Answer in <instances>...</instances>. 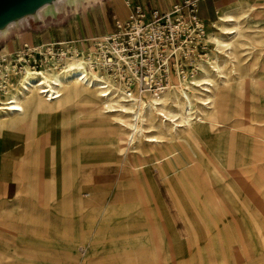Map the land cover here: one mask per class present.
<instances>
[{"label": "crops", "instance_id": "1", "mask_svg": "<svg viewBox=\"0 0 264 264\" xmlns=\"http://www.w3.org/2000/svg\"><path fill=\"white\" fill-rule=\"evenodd\" d=\"M99 1V2H98ZM118 0H97L91 4L81 3L79 12L73 18L67 17L71 24L64 25V6L55 12L62 15L59 18L60 24L54 27L50 37H43L42 30L35 31L33 41L48 40L52 38H78L90 34H98L109 31L113 28L114 18L121 19L115 8ZM179 0H125V5L130 11L131 6L139 3L145 8H158L162 10L171 3ZM253 2V7L258 11L256 23L264 26V0H196L197 14L205 24L207 31L216 21L217 15L235 8L238 4ZM219 9L221 10L218 13ZM92 36V35H91ZM58 111L48 110L39 114L34 122V130L31 137L30 151L35 154V168L40 175L55 165L56 154L63 151L64 154H77L94 156L106 154L114 160L109 163L89 164L92 158L82 161L77 160L78 168L81 167L85 174L79 173L77 178L83 177L82 183L71 186L70 195L64 197V224L66 231L69 225L71 232H66V239L77 238L76 246L66 244V259L68 264H98L99 244L101 240V226L108 225L112 216L121 215L119 222L129 225L132 221L136 225L144 226L149 224V210L151 209L161 224L162 237L171 235L172 250H177V257H172L174 264L182 260H189L191 251L195 250L199 243L192 240L191 235L185 228V218H191L196 223L197 205L205 214L213 207V199L206 196L225 195V189L220 185L217 189L215 183L227 180L242 199L258 197L256 189L260 184L261 175L257 171L264 163V117L245 115L232 116L228 119H214L212 121L198 122L201 129L205 127L218 128L217 133L208 139L209 152H199L196 157L190 153L192 148L189 144L176 145L172 151L160 154L165 146V141L174 143L175 138L184 135V128L177 131L172 137L159 138L158 141H147L143 139L137 142L136 147L126 154L121 163L119 156L112 153L113 150L99 149L82 145L79 141L84 137L83 133H72L65 137L64 145H61L58 128L56 126ZM235 118V119H234ZM206 124V125H203ZM112 140L120 137L116 130H111ZM202 137L206 138V135ZM211 137V136H209ZM126 137H124L125 140ZM171 138V139H170ZM26 143V135L23 132L4 130L0 138V163L4 170V178L0 180V203L3 206V218L6 226L0 225V264H25L26 259L21 258L22 245H27L28 250L25 256L28 262H35L39 254L36 246L42 240L44 234L42 228H20L15 222L19 212V199L16 194L20 183L11 177L15 162L20 156V149ZM164 143V144H163ZM115 143H112L114 145ZM115 147L121 146L119 143ZM121 150V149H120ZM222 162V164H218ZM73 162L66 163V166L73 165ZM195 164L191 171V177L183 175V184H178V199L182 196V203L188 214L182 217L178 204H175L167 188L165 172L174 169L187 168ZM236 166L237 170H232ZM254 167V168H253ZM256 169V170H255ZM221 171V172H220ZM88 173V174H86ZM89 175V176H86ZM87 177V178H86ZM206 181V185H203ZM208 183V184H207ZM204 188L200 192L199 188ZM222 184V183H221ZM210 186V189H208ZM253 188L254 190H252ZM248 189H251L250 191ZM199 190V192H198ZM204 192V193H203ZM209 192V193H208ZM73 193L77 196L73 197ZM226 198V197H225ZM53 201V200H51ZM36 207L39 209V218L47 211L42 210L43 200L36 197ZM191 213V214H190ZM145 216L140 219L139 215ZM184 219V220H183ZM112 223V222H110ZM125 223V224H124ZM133 223V222H132ZM131 223V224H132ZM75 224V228L73 227ZM16 225V226H15ZM159 229L160 226L155 224ZM205 231H201L206 243H211V234L208 232L207 223L201 224ZM165 226L170 231H167ZM109 228V227H105ZM75 230V231H74ZM143 234V233H142ZM131 235V233H130ZM144 233L143 242L147 241ZM154 238V234H152ZM108 235L105 236V240ZM145 239V240H144ZM81 242L83 247H81ZM164 250V247L161 248Z\"/></svg>", "mask_w": 264, "mask_h": 264}, {"label": "rangeland", "instance_id": "2", "mask_svg": "<svg viewBox=\"0 0 264 264\" xmlns=\"http://www.w3.org/2000/svg\"><path fill=\"white\" fill-rule=\"evenodd\" d=\"M51 1L52 0H50V2ZM94 1L97 0H89L86 1L85 4H91ZM246 3L241 4L242 6H246V9H248L249 4L254 5L253 2ZM80 4L75 6L68 4L64 5L62 3L60 7L57 8L58 10L64 6V25L71 24V21L66 18H73V16L79 12V7L81 6ZM115 8L119 14L126 15L127 8L124 5V0H118L116 2ZM221 10L224 9H219L218 13ZM59 12L61 13L58 14V12H54L53 15H46L44 16L43 20H39L37 17H31L30 12H26L10 19L13 21V25L11 26H8L10 20L6 21L0 26V29L6 28L7 30L3 33L0 32V52L4 51L7 53L10 52L12 54L21 41H27L28 43L47 41H33V34L35 31L40 32L42 30L43 37L49 38L50 33L54 32V27L61 23L59 18L62 15V11L59 10ZM247 14L249 15V21L246 25L247 28L245 29L246 33L244 44L241 46L240 52L237 53V57L235 59H231V53L226 56V51L224 53V51H221V49L215 48L216 45L212 41L211 36H219L220 29L217 27V25L211 24L212 27L210 28L209 32V40L212 41V47L215 49V52L213 51L215 54L214 57L216 59L214 68H217L219 65L220 68L226 66V68H230L231 73L225 74L224 78H216L214 72L211 71L210 68L205 67L206 69L208 68L207 70L209 71V75L207 76H209L211 79L207 77L202 70L203 72L200 74L201 76H198L194 84L195 86H189L188 90L191 92L193 91V94L198 97H203L204 94H202V88L206 86V88L211 89L212 85L199 84L201 83V77L206 76L207 79L209 78V82L211 80H215L214 84L217 82L220 83L224 80L227 82L226 84L231 86L234 82L231 80H235L238 77V74L236 73L238 70H240V72H242L241 75L244 76H242L244 81L241 80L242 82L239 81V84L235 83V85H237L239 88L240 86H245V88L247 87V89L250 91L251 97L247 99L252 101L251 104L253 109H250L249 111L255 112L258 108L259 111L257 113H264V74L260 73L261 67L264 68V26L260 27L256 23V17L259 13L255 8L251 9L249 12H247ZM24 15H26L28 24L24 21ZM125 15H122V18ZM18 19H21L24 23L20 24ZM213 24H215V22ZM91 35L94 34L87 36ZM54 39L56 38L48 40ZM233 60L235 61L234 65ZM248 65L250 67L247 72L248 75H245V70L243 69ZM213 81L210 83L212 84ZM166 91H169L170 93L180 92V90L174 89L171 87V85L168 89H166ZM21 96L19 95L18 98ZM195 97L192 98L193 101H191V107L197 109V107L200 105L204 106L200 104L197 101L198 99H195ZM106 98L108 100H106ZM106 98H104L106 100L104 106L99 109L100 112H103V110H108L117 114L124 113L127 116L121 117L115 115L114 117L94 118L88 116L90 114L87 110L78 108L76 113H72V115L58 112L59 116L56 126L58 128L61 145H64L65 137L69 136L70 134L83 133L84 137L79 141L82 145L99 148L101 150L106 148L113 150L112 153H115L119 156L118 161L121 163V159L127 155L126 151L129 152L130 150H133L136 147L137 142L147 139L137 136L133 139V142H128L126 138L124 140V137H126L125 133L128 130L127 128L129 126L132 128L134 124L140 123L141 118L139 116L143 113L140 112V110H142L141 107H143V104H141L140 108L135 111L127 103L121 102L119 104L120 109H118V106L112 105V97L108 96ZM172 98H174L173 94ZM55 106L56 105H48L43 103L40 107L41 110L35 114L36 116L34 117L33 123H31L32 126L30 127L29 131L17 130L16 132H23L24 134L32 133L35 127L34 122L37 120L39 114L43 111L55 110ZM174 108L176 111H178L177 107ZM4 111L6 110L0 109V113H3ZM126 111L129 113H126ZM131 111H135V117L138 119V123L130 122L129 119ZM182 111L180 110L179 114H177L175 118L180 117L178 115H180ZM147 115L148 113L145 114V117H147ZM182 116L185 115L182 114ZM250 116L253 115L251 114ZM240 118L241 117H239V115L236 116V119ZM176 120L179 121L181 119L177 118ZM156 121L160 122L158 120ZM175 122L177 124L180 123L177 121ZM185 125L182 127L185 128ZM146 126L147 123L145 122L144 127ZM177 127L179 129L182 128L181 126ZM205 128L206 129H201L199 124H193L190 129L185 130L184 135L182 134L180 138H175L173 141L174 143L165 141V146L163 145V150H161L160 154L172 151L175 147H177L176 145L182 146V143L183 145L189 144L191 146L192 151L190 153L193 155V157H196L197 153L199 152H209L208 139L216 135L218 128ZM112 129L116 130V132L120 135V137L116 140H112ZM145 134L148 135L151 133H148L147 129H145L144 135ZM203 135H206V138L202 137ZM30 140L31 139L27 140L28 148H30ZM112 143H119L121 146H119L118 149V147H115V144L112 145ZM122 147L123 149L125 148L126 151L123 150ZM27 155H33V157L36 159V156H34L31 151L24 152L23 148H21L20 156L15 162L13 171L11 173V177L20 183V187L16 193L19 199V212L16 215L15 222L17 223L16 225H18L20 228H25L26 231H28V228L33 227L42 228L44 234L42 235L41 242L36 246L37 253L39 254L38 259L35 262L32 260L30 263L28 262V257L25 256V252L28 250L27 245H22L21 258L26 259L25 264H68L65 261V245L71 243L76 246L78 241L77 238L66 239L65 234L66 232H71V226L69 225L68 231H66L64 224V197L66 194L67 196H71V186H76L78 182L82 183L83 180H86L83 177H79V179L77 178V174L79 173L78 169H81V173L85 174L81 167L78 168L77 160L82 163L84 158V160H86L88 157H90L93 161H90L89 164L98 165L102 163H109L114 159L112 156H107L103 153L100 155L86 156L77 154H64L63 151H60V153L56 154L54 167L48 169L46 172L40 175V172H38L35 168L36 160L34 162H25V157ZM67 162H73L74 164L72 167L66 166ZM218 164L220 165L222 162L219 161ZM17 168H22L23 171L21 173L18 171L16 172L15 169ZM194 168L195 164L192 166L188 165L187 168L183 167L181 169H174L172 171L165 172L167 178V188L171 198L175 204H178L177 200H179L180 213L184 218L188 212H186L187 210L185 209V206L183 205L182 201H180L182 200V196L178 199V184H183V175L188 176L191 174V171L194 170ZM237 169L238 168L236 166L232 168V170ZM259 173L261 175V182L256 189L258 197L249 198L247 200L238 196L234 187L227 180L221 181L222 184L220 182L214 184V189H217L220 185H223L222 187L226 190L225 195L224 197L221 194H218L220 196L217 197L206 196V198L208 197L209 199H213V207L205 214L203 211H201L200 206L197 205L196 211L197 215L199 216L196 218V223L191 218H187V220L185 218L184 225L186 230L191 235L192 240H195V242L199 244L195 250L191 251L190 259L182 260L179 264H264V163H262L259 167L257 174ZM4 176V170L0 163V180L3 179ZM189 176L191 177V181H196L191 175ZM203 183V185H206V181ZM203 189L204 188H199L200 192H202ZM208 189H210V186ZM251 189L254 190L253 188ZM251 189L248 190L250 191ZM37 196H40L43 200V203L41 204V211H47V213L41 218H39V209L36 207L35 203ZM75 196L76 195L73 193V197ZM3 215L4 210L2 204L0 203V225L6 226ZM148 215L150 218L149 224L146 225L145 223V225L142 227L136 225L134 221H132L133 223L131 222L132 224L129 223L127 226L123 225V222L121 223L118 221L121 220V215L112 216V219H109V221L112 223L108 222L107 226H104L105 221L103 220V225L100 229V261L98 264H174L171 258L177 257V250H172V245L169 244L172 241L171 235L163 238L161 234L162 225L158 223V219L151 209L149 210ZM144 216V214H140L139 218L142 219ZM203 223H207L208 232L211 234L208 238L211 237V243H206L204 240L205 235L202 232L205 230L204 226L201 225ZM155 224L159 225L160 228L158 229ZM73 227L75 228V224H73ZM165 228L167 231H170L167 226H165ZM144 233L147 235L146 242H143ZM152 234H154V238L152 237ZM106 235H108L107 240H105ZM81 247H83L82 242ZM162 247H164V250H161Z\"/></svg>", "mask_w": 264, "mask_h": 264}, {"label": "built area", "instance_id": "3", "mask_svg": "<svg viewBox=\"0 0 264 264\" xmlns=\"http://www.w3.org/2000/svg\"><path fill=\"white\" fill-rule=\"evenodd\" d=\"M209 32L197 14L196 0H179L162 10L135 3L127 18H114L111 30L81 37L83 47H76L73 38L21 41L12 54L0 52V104L11 100L8 90L20 83L26 68L34 72L60 70L69 61L80 58L83 66L103 76L102 95L122 99L119 101L135 111L141 104L151 109L162 106L168 85L187 91L194 84V77L201 71L198 60L204 61L216 78L231 73L229 67H213ZM204 97L199 102L202 105L208 104ZM187 106L188 110L181 112L185 116L178 117L181 120L177 122L182 124L169 120L172 126L200 118L198 109L191 107V103ZM135 111L130 112L132 123H138ZM127 129L126 140L132 142L136 132L130 126Z\"/></svg>", "mask_w": 264, "mask_h": 264}, {"label": "bare ground", "instance_id": "4", "mask_svg": "<svg viewBox=\"0 0 264 264\" xmlns=\"http://www.w3.org/2000/svg\"><path fill=\"white\" fill-rule=\"evenodd\" d=\"M66 1L65 0H52L51 2H49L48 0L44 1L39 5H37L36 7H34V9L30 11V15L31 17H37L39 20H43L44 16L53 15L55 10H57V8L60 7L62 3L64 5L68 4V5L76 6L80 3H84L89 0H72V1L66 0ZM124 5H125V0H124ZM125 7L127 8L126 5ZM246 8H247L246 6H242L241 4H238L235 9L226 10L218 14L214 24L217 25V27H219L220 29L219 36L216 35L211 36L212 41L216 45L215 48L221 49V51H224V53L226 51L227 52L225 53L226 56L229 53H231L232 54L231 59H235L237 57V53L240 52V48L244 44V38L246 33L245 29L247 28L246 25L248 24L249 21L248 18L249 15L247 14V12H249L251 9H254L252 4L248 5V9ZM128 14H129V10L127 8L126 15L121 19L127 18ZM23 17L25 18L24 21L27 22L28 24L26 15H24ZM18 20L20 24L24 23L21 19ZM11 25H13L12 20L9 21L8 26ZM6 31H7L6 28L0 29L1 33ZM87 37L90 36H84L83 38H87ZM208 39H209V33H208ZM73 40H74V45L76 47L84 46V42L78 40V38L77 39L73 38ZM213 51L215 52V49H213V47L210 48V53L212 54L211 56L214 62H216V59L214 57L215 54L213 53ZM234 62L235 61L233 60V65ZM215 64L216 63L212 64L213 67ZM198 65L201 71L198 72V74L194 77V84L198 76L203 71L206 74V76L209 75L208 74L209 71L207 70L209 67L204 61L198 60ZM205 67L208 68L206 69ZM249 68H250L249 65L244 67L243 70H245V75H248L247 72ZM241 73L242 72H240V70L237 71L236 74H238V77L235 80H231L234 81L231 86L226 84L227 82L224 80L221 81L220 83L217 82L215 84H214L215 80L214 81L211 80L213 81V83L211 84L210 83L211 81L209 82L208 80L210 78L209 76H207L209 77L208 79L206 76L201 77V81H200L201 83L199 82L197 83L210 85V86L212 85L213 87V88L211 87V89L206 88V86L202 88L203 91L202 94L205 95L204 98L208 100L209 104H206L204 106L200 105L199 107H197V109L200 111L202 116L197 121L187 122L185 128H190L196 122L212 121L214 119H228L232 116H237V115L245 116L252 114L259 116V118L260 116L264 117V113H257L259 111L258 108L256 109L255 112L249 111L250 109L253 108L251 104L252 101L247 99L251 97L250 91L247 89V87L245 88V86H240L239 88L237 85H235V83H238L239 81L242 82L241 80L244 81V79H242L244 76L241 75ZM260 73L264 74L263 67H261ZM19 81H20L19 84H13V88L8 90V94H9L8 97H10L11 100L9 102L4 101L3 104H0V109L9 108V109H5L6 111H4L3 113H0V138L4 130L29 131L30 127L32 126L31 123H33L34 117L36 116L35 114H37L41 110L40 107L42 106L43 103H46L48 105H56L55 106L56 111L71 115L72 113H76L78 108H83L87 110L88 113L90 114L88 116L94 118L114 117L115 115L121 117L127 116L124 113L117 114V113H112L108 110H103V112L99 111V109L104 106L106 100H108L106 98L108 97V95H102L104 94V92L102 91L103 89L100 87L102 85V82L104 81L103 76L94 69L86 68L85 66H83L80 58L74 61H69L66 67L60 70L40 69L39 71L34 72L26 68L25 72L20 76ZM194 84L190 86H195ZM168 88L169 85L167 89ZM193 93H194L193 91L191 92L189 90L188 91L180 90V92H174V93L165 91L162 95V106L161 105L159 107L155 106L153 109H151V106L143 105V107H141L142 110H140V112H143L139 116L141 118L140 123L134 124L132 126V128H134L136 132L134 138L137 136L140 138L144 137L147 138V141L154 142V141H158L159 138H163L167 136L168 138L172 137L174 134L177 133V131L183 130L184 128L182 126L181 127L183 129L181 127H180L181 129H179L178 127L175 128V126H172L169 120H172L171 122L177 124L175 122L178 121L176 120L178 117L175 118L176 115L179 114L180 110L181 111L184 109L185 111L188 110L189 107L187 105L190 104L191 101H193L192 98L196 96ZM172 94L174 98H172ZM19 95L22 96L18 98ZM103 97L106 98V100ZM112 99H113L112 105L118 106V109H120L119 104L121 102L126 103L124 101H119L122 99H116V98H112ZM195 99H198L197 100L198 102H202V97L196 96ZM7 104L9 105L6 106ZM174 107H177L178 111H176ZM156 110L159 111L160 113L156 112ZM126 113L129 112L126 111ZM147 113L148 115L147 117H145V114ZM158 114H162L163 117L161 118L160 115L158 116ZM178 116L184 117L182 116L181 113ZM156 120L160 122H157ZM145 122L147 123L146 127H144ZM177 125H180V123ZM145 129H147V132L151 134L144 135ZM29 134L31 133L25 134L26 143L24 144V147H21L23 148L24 152L30 151L27 142V140L31 138L29 137ZM125 135H127V132L125 133ZM133 141L134 140H132V142ZM29 143L31 145V140ZM35 160L36 159L35 157H33V155H27L25 157L26 163L34 162ZM15 171L21 173L23 169L17 168L15 169ZM29 185L31 186L30 183Z\"/></svg>", "mask_w": 264, "mask_h": 264}, {"label": "water", "instance_id": "5", "mask_svg": "<svg viewBox=\"0 0 264 264\" xmlns=\"http://www.w3.org/2000/svg\"><path fill=\"white\" fill-rule=\"evenodd\" d=\"M44 1L47 0H0V26L15 16L30 12Z\"/></svg>", "mask_w": 264, "mask_h": 264}]
</instances>
